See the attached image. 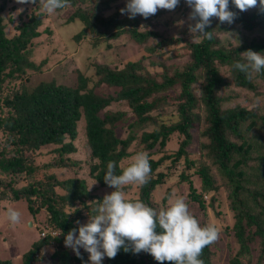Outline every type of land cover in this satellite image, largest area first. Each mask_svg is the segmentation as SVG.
I'll return each mask as SVG.
<instances>
[{"label": "trees", "instance_id": "obj_1", "mask_svg": "<svg viewBox=\"0 0 264 264\" xmlns=\"http://www.w3.org/2000/svg\"><path fill=\"white\" fill-rule=\"evenodd\" d=\"M5 1L0 3V94L6 78L13 79L14 74L22 72L25 65L33 66L25 60V46L31 38L39 36L37 28L41 22L38 13L32 12L28 19L18 26V34L8 37L5 28L7 22L3 13ZM70 2L74 3L73 0ZM230 7L238 13L234 22L218 23L215 26L211 24L206 30L214 33L213 39L202 38L201 43L190 42L188 45L190 60L179 68L169 70L164 64L157 63L162 68L150 74L147 71H139L141 68L139 62L128 61L122 68L97 64L99 82L110 87H118L115 95H98L90 89L85 91L87 79L80 76L81 82L76 86L42 82L30 92L16 91L10 97L0 96V103L8 106L10 110L7 116H0V125L17 136L16 148L10 158L4 156L0 161V171L9 174L11 180L14 179L17 173L22 172L24 168L27 169L23 157L26 150H38L50 145H55L54 152L58 155L56 163L59 166L68 167L72 164L69 169L73 168V165L78 166V160L69 163L68 157L76 151L73 141L81 131L90 151L88 162L93 161L88 173L101 187L110 188L103 178L110 161L116 163V172L120 174L119 163L133 153L147 151L151 155L152 172L165 158L177 163L182 156L186 157V147L194 139L191 129L199 126L201 116L205 114L206 126L198 128L202 139L200 149L213 159V163L226 179L229 188L226 198L235 220L232 229L238 247L229 256L228 264H243V259L247 260V264H251L253 261L251 244L259 248L255 257L256 263L260 264L263 260L264 264V107L262 104L259 105V102L257 103L259 107L246 106L255 100L254 96L247 94H240L239 100L225 106L226 104H223L225 97L220 94V90L229 82L216 66V63L225 65L239 89L244 91L255 89V85L246 74L234 69L233 64L236 61L243 62V52L249 49L264 55V36L232 44L230 34L236 28L254 30L263 24L264 12L259 9L240 12L231 4V0ZM76 17L84 23L82 30L75 36L77 40L88 28L112 39L127 32L139 43L159 35L155 30L139 29L140 18L138 16L129 18L120 10L108 16L97 12L88 15L77 11L70 19ZM221 30L230 31L226 46L219 45L216 40V33ZM171 41L175 43L177 40H168L170 43ZM258 76L264 78V70L258 73ZM120 100L127 102L132 115L123 110L100 114L111 102ZM166 105L176 107V112L171 113V117L151 114ZM130 115L131 118L128 119ZM124 120L128 134L122 138L116 135L115 128ZM147 123H152L154 127L150 130L144 129ZM137 130H140V133ZM259 131L263 134L261 140L257 134ZM174 133L183 135L177 150L167 156L153 159L150 150L155 146L163 148L169 136ZM136 140L143 145V150L129 152L127 150L129 145ZM256 147L259 148L260 154L257 158L260 163L257 165V174L255 171L253 175L254 177L256 174V180H251L253 177H247L244 167L249 164L250 154ZM191 166L192 163L188 162L187 167ZM197 175L204 187L203 191L216 190L214 179L205 166L197 169ZM164 176V173L158 172L156 177L151 176L149 183L141 186L140 198L149 206L155 207L150 196L155 186L163 182ZM181 178L188 183V196L191 200L204 208L202 195L196 192L192 176L182 173ZM49 179L51 182L47 183L49 185L47 193L44 190L39 191V187L43 185L41 182H32L20 190L12 189L14 199H25L31 212L35 213L40 206H45L53 228L59 231V235L56 236L51 235L52 230L47 231L42 239L34 242L21 254L22 264H34L42 247L49 246L54 241L61 243L63 237L72 229H76L78 233L80 225L68 217L61 205L63 200L84 201L89 194L87 180L78 175L65 179L51 177ZM2 187H7V182L0 178V188ZM54 187L63 189L64 193L55 192ZM35 195H39L41 200L39 208L33 209L30 203ZM214 201L216 205L220 203L218 194L212 196L210 205H213ZM218 240L203 249L199 259H202L204 264L211 263L213 248L218 244ZM54 253L56 262L52 264H89L83 252L79 257L76 254L72 255L70 248L62 244L58 245ZM0 264L13 263L10 259L0 258ZM101 264H161V262L155 260L149 253L142 251L136 254L131 251L125 252L121 248L115 258L105 256ZM163 264L172 262L164 261Z\"/></svg>", "mask_w": 264, "mask_h": 264}, {"label": "rangeland", "instance_id": "obj_2", "mask_svg": "<svg viewBox=\"0 0 264 264\" xmlns=\"http://www.w3.org/2000/svg\"><path fill=\"white\" fill-rule=\"evenodd\" d=\"M73 1L74 3L70 2L69 7L58 9L51 15H39L41 20L37 28L39 36L31 38L30 42L25 46L26 50L24 53L25 60L33 66L25 65L22 72L14 74L13 79L9 80V78H6V81L2 85L1 97H10L16 91L30 92L42 82L76 86L81 82L80 76L87 79L85 91L90 89L98 95H115L116 91L119 90L118 87H110L105 83L99 82L100 75L96 72L97 64L101 66L107 65L111 68H122L128 61L139 62L141 64L139 71H147L152 74L155 70L162 68L157 63H162L169 70H172V68H179L180 65H184L188 59L190 60L188 45L192 42V34L189 32V24L194 23V21L188 20L191 9L187 6L185 0H180L179 6L173 11L160 9L156 14L148 18H144L139 14L137 15L140 18L139 29H151L157 31L159 34L156 37L148 38L143 43L135 41L127 32L112 39L102 36L89 28L84 35H80L79 40L75 39L76 34L84 27V23L77 17L70 19L77 11L85 12L88 15L97 12L100 15L108 16L124 8L127 0ZM2 2L3 0H0V3ZM4 7L3 13L7 22L5 28L8 37L18 34V26L22 21L28 19L30 13L39 12L38 4H20L17 3V0H6ZM256 9L259 8H251L250 10ZM262 21L263 24H260L252 31L236 28L230 34V42L232 44H239L244 39L251 40L254 37L264 36V30L261 29L264 28V16H262ZM218 23L223 24L218 18H212L211 24L213 26ZM229 32L221 30L219 33H216V40H218L219 45L226 46L229 40L227 38ZM170 39H176L177 41L175 43L171 41L170 43L168 42ZM197 39L201 40L202 37H197ZM216 66L220 74L229 82L226 87L220 90V94L225 97L223 100V104H226L225 106L239 100L240 94H247L248 96H254L255 100L251 104H246V106L259 107L257 104L259 102V105L262 104L261 106L264 107V78L258 76V73H254L251 81L255 85V89L244 91L235 85L232 75L226 70L227 67L225 65L221 66L219 63H216ZM174 91L172 90V92ZM118 110L131 114L125 100L111 102L100 114L102 115L106 111L115 112ZM9 111V107L3 105L1 102L0 116H7ZM175 112V106L166 105L153 111L151 114L153 116L162 114L167 118L171 117L170 114ZM131 115L128 119L131 118ZM199 123L198 127L196 125V127L191 129L194 139L186 147V157L182 156L177 163H172L169 158H165L151 173L152 177H156L158 172L164 173L165 176L163 182L155 186L150 198L154 202L155 207H166L167 197L173 190H175L177 196L184 197L189 205L190 212L198 219L202 226L215 224L220 229L219 240L217 239L219 242L213 248L210 264H228L229 256L238 247L232 229L235 221L233 211L226 198L229 188L220 169L213 163V159L207 154L205 155L204 151L200 149V141L202 139L198 128L206 126L205 114H202ZM153 127L152 123H147L143 128L150 130ZM137 132L140 133V130H137ZM115 133L122 138L127 136L128 130L125 120L117 125ZM257 134L259 140H261L263 134L260 131ZM182 138L183 135L180 133L171 134L163 148L155 146L150 150V152L152 151V158L156 160L161 156L174 153ZM16 139V135L6 131L0 125V161L4 159V156L10 158L13 150L16 148ZM73 144L76 147V151L68 157V162L72 163V160H78V166L73 165L71 169L69 168L72 164L68 167H62L56 163L58 155L54 152L55 145H50L46 148L26 150L24 152V163L28 172L24 168L22 172L17 173L15 178L11 180L9 174L0 171V178L5 183L7 182V187L0 188V258L10 259L13 264H22L21 254L29 249L34 242L44 237L41 235L42 232L46 233L47 231L57 230L53 228L54 226L51 224L50 215L45 206L38 207L41 200L39 195L32 197V202L30 203L32 208H39L37 212L33 213L29 210L30 208L27 206L29 203L25 199H14L12 189L20 190L22 187L32 184V182H41L43 185L39 187V191L44 190L46 192L49 187L47 183L51 182L49 177L54 179H65L75 175L84 177L88 182L87 188L89 189V194L85 197L84 201L80 199H77L75 202L63 200L61 205L66 214H68V217L73 219L75 224L78 225L87 223L90 217L96 214L95 209L101 203L105 194L114 191L112 187H101L98 182L93 181L88 173L93 161L90 160L88 162L87 157L90 156V151H88L89 148L85 143V138L81 134V131L80 135L73 141ZM127 150L129 152L132 150H143V145L136 140L129 145ZM137 153L126 157L119 165L123 164L124 167L130 166L133 162V157ZM258 154H260L259 148L256 147L250 154L249 164L244 167L248 178H252L255 171L257 174V165L260 163L257 158ZM188 162L192 163L191 168L187 167ZM200 166L207 168L209 175L214 179L216 190L203 191L204 187L197 175V169ZM182 173L189 177L192 176L196 192L202 195L204 208L200 207L198 202L191 200L188 196V183L181 178ZM256 174L251 180H256ZM54 190L55 192L58 191L59 194L64 193L63 189L61 190L57 187H54ZM140 190L141 185L139 184L130 185L124 189L128 198L133 200H141ZM214 194L220 196V203L218 205L215 204V201L213 205H210ZM9 207L21 212L19 224L12 225L8 220L7 209ZM76 234L78 235V233ZM65 238L66 236L63 237L61 243L54 241L49 246L42 247L37 254V260H35L34 264H52L56 262L54 252L59 244L65 245ZM251 249L253 253L251 264H257L255 257L258 254L259 248L257 245L251 244ZM83 250L81 248L80 253L83 252L89 264H92L89 259L90 254ZM70 253L72 255L76 254L71 248ZM262 261L260 264H262ZM243 264H247L246 259H243Z\"/></svg>", "mask_w": 264, "mask_h": 264}, {"label": "clouds", "instance_id": "obj_3", "mask_svg": "<svg viewBox=\"0 0 264 264\" xmlns=\"http://www.w3.org/2000/svg\"><path fill=\"white\" fill-rule=\"evenodd\" d=\"M185 2L191 9L188 20L194 21L189 24L193 43L202 42L197 37L213 39L214 33L206 30L211 25L212 18L231 24L238 16L237 11L230 7V0ZM17 3H38V15H51L58 9L70 6V0H17ZM179 4L180 0H127L120 12L127 14L129 18H135L138 14L148 18L160 9L173 11ZM231 4L240 12L251 8H259L264 12V0H231ZM242 61H236L233 68L245 73L249 80L254 73L264 70V55L260 52L249 49L243 52ZM150 159L148 152H138L130 166L120 165V174L116 172V163L108 162L103 178L114 191L105 194L95 209L96 214L79 226L78 235L76 229L67 233L64 241L66 247L73 249L78 257L83 248L90 254L92 264H101L105 256L115 258L121 248L125 252L136 254L142 251L149 253L161 264L164 261L172 264H204L199 257L206 246L218 239V226H202L190 212L184 197L177 196L175 190L167 197L166 207H152L126 195L124 189L127 186H143L150 182ZM21 215L15 208L7 209V218L12 225L20 223ZM41 235L44 236L45 233ZM51 235H59V231L52 230Z\"/></svg>", "mask_w": 264, "mask_h": 264}, {"label": "built area", "instance_id": "obj_4", "mask_svg": "<svg viewBox=\"0 0 264 264\" xmlns=\"http://www.w3.org/2000/svg\"><path fill=\"white\" fill-rule=\"evenodd\" d=\"M52 233H55V232H52ZM42 234H44V232H42Z\"/></svg>", "mask_w": 264, "mask_h": 264}, {"label": "bare ground", "instance_id": "obj_5", "mask_svg": "<svg viewBox=\"0 0 264 264\" xmlns=\"http://www.w3.org/2000/svg\"><path fill=\"white\" fill-rule=\"evenodd\" d=\"M32 223V222H31ZM33 224V223H32Z\"/></svg>", "mask_w": 264, "mask_h": 264}, {"label": "water", "instance_id": "obj_6", "mask_svg": "<svg viewBox=\"0 0 264 264\" xmlns=\"http://www.w3.org/2000/svg\"><path fill=\"white\" fill-rule=\"evenodd\" d=\"M29 224H30V222H29Z\"/></svg>", "mask_w": 264, "mask_h": 264}]
</instances>
